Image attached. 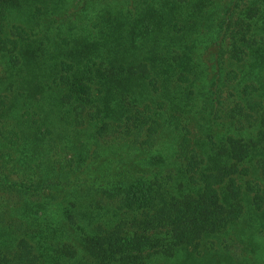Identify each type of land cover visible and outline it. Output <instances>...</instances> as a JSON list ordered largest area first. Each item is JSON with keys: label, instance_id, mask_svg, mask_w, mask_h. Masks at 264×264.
<instances>
[{"label": "trees", "instance_id": "1", "mask_svg": "<svg viewBox=\"0 0 264 264\" xmlns=\"http://www.w3.org/2000/svg\"><path fill=\"white\" fill-rule=\"evenodd\" d=\"M0 264H264V0H0Z\"/></svg>", "mask_w": 264, "mask_h": 264}]
</instances>
